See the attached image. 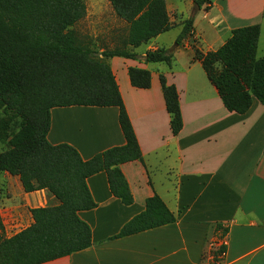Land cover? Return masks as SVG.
Listing matches in <instances>:
<instances>
[{"label": "crops", "instance_id": "crops-1", "mask_svg": "<svg viewBox=\"0 0 264 264\" xmlns=\"http://www.w3.org/2000/svg\"><path fill=\"white\" fill-rule=\"evenodd\" d=\"M263 15L264 0H213L207 13L180 16V22L193 19V31L179 45L182 25L171 29L177 32L173 44H166L163 33L134 49L135 59L107 60L142 155L141 161L120 165L133 202L125 206L110 193L104 172L90 176L86 182L96 207L78 216L91 229L92 245L45 264H264V108L253 99L244 114L227 111L193 60L195 49L214 51L233 29L254 24L260 26L256 57H264ZM158 49L172 54L170 66L144 61L147 51ZM129 68L148 71L150 87H132ZM160 76L178 93L182 128L176 135ZM47 139L74 147L83 160L125 143L116 107L52 108ZM1 174L0 197L8 192L0 200L4 230L24 229L32 223L29 209L59 203L46 190L25 193L18 177ZM154 194L176 222L109 240ZM218 224L227 229L224 236L215 230ZM221 245L225 251L215 257Z\"/></svg>", "mask_w": 264, "mask_h": 264}, {"label": "trees", "instance_id": "trees-1", "mask_svg": "<svg viewBox=\"0 0 264 264\" xmlns=\"http://www.w3.org/2000/svg\"><path fill=\"white\" fill-rule=\"evenodd\" d=\"M114 15L126 25L122 45L97 53L79 39L73 27L86 13L83 0H0V173L18 177L25 193L46 190L56 206L29 209L32 223L6 236L0 218V264H45L92 245L91 229L78 216L96 207L87 179L99 172L110 193L129 206L133 199L120 165L141 161V151L120 91L107 63L113 57L135 59L134 49L173 28L165 0H108ZM213 0H194L208 11ZM193 19L182 23L176 45L192 36ZM259 24L233 29L216 50H194L210 84L229 112L246 113L256 99L264 108V57L257 58ZM146 63L168 66L165 49L147 51ZM134 88L150 87L151 75L129 68ZM159 82L173 135L182 128L178 93ZM116 107L124 145L83 160L68 144L47 139L52 108ZM1 190V189H0ZM176 222V216L154 194L144 210L109 238L115 240ZM222 236L227 229L216 225ZM221 245L215 257L224 253ZM217 260L215 259L214 262Z\"/></svg>", "mask_w": 264, "mask_h": 264}, {"label": "rangeland", "instance_id": "rangeland-1", "mask_svg": "<svg viewBox=\"0 0 264 264\" xmlns=\"http://www.w3.org/2000/svg\"><path fill=\"white\" fill-rule=\"evenodd\" d=\"M83 2L86 8L85 17L73 27L79 39L88 42L89 46L97 53H101L104 49L121 46L126 35V25L116 18L108 0H83ZM166 4L170 20L173 21V27L182 25L183 21L180 22V16L192 15L199 10L193 2L187 0H166ZM261 22L264 26V15ZM176 36L177 32L173 29L162 37L166 44L169 45L170 42L174 43L173 40H175ZM187 41L189 45H194L192 43L193 40L188 39ZM4 148V145L0 143V151L4 150ZM0 175L2 174L0 173ZM6 195H8V192L5 190L0 200L5 198ZM22 219H24L23 213ZM23 226L12 230H4V233L6 236H10L18 232Z\"/></svg>", "mask_w": 264, "mask_h": 264}]
</instances>
